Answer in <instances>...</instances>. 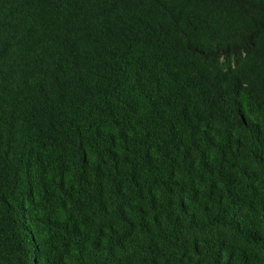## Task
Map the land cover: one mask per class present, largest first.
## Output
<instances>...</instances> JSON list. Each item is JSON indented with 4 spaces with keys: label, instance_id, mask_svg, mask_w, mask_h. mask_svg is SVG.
Here are the masks:
<instances>
[{
    "label": "trees",
    "instance_id": "obj_1",
    "mask_svg": "<svg viewBox=\"0 0 264 264\" xmlns=\"http://www.w3.org/2000/svg\"><path fill=\"white\" fill-rule=\"evenodd\" d=\"M0 264H264V0H0Z\"/></svg>",
    "mask_w": 264,
    "mask_h": 264
}]
</instances>
